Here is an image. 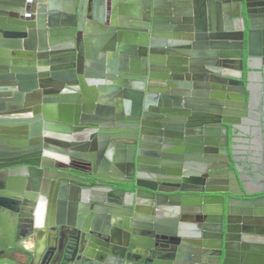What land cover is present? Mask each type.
I'll list each match as a JSON object with an SVG mask.
<instances>
[{
	"label": "water",
	"instance_id": "obj_1",
	"mask_svg": "<svg viewBox=\"0 0 264 264\" xmlns=\"http://www.w3.org/2000/svg\"><path fill=\"white\" fill-rule=\"evenodd\" d=\"M84 1L0 0V264H264V0Z\"/></svg>",
	"mask_w": 264,
	"mask_h": 264
},
{
	"label": "flooded vegetation",
	"instance_id": "obj_2",
	"mask_svg": "<svg viewBox=\"0 0 264 264\" xmlns=\"http://www.w3.org/2000/svg\"><path fill=\"white\" fill-rule=\"evenodd\" d=\"M257 9V8H256ZM256 50L253 49L252 57L250 58V65L251 69H245V72L248 73L251 77V82H249L250 85V92L245 95H236L237 98L232 97L233 95L229 92L225 93V96H223L222 101L224 102L225 106H228V111L237 110L239 115V120H241V125L243 129L238 130L235 134L236 141L242 140L243 135H246L244 133V125H247V122L245 120H248L251 118V115L253 114V117L256 119L255 123V135L252 134V139L255 140V145L257 146V149L260 150V154L257 153L255 156V160L253 161L254 165L256 164L258 167V172L261 174L264 172V58L260 55L255 54ZM228 65L229 62H227ZM237 70L240 68V60L237 64ZM261 66L263 70L259 71L257 67ZM257 73L261 74V80L258 79ZM261 81V82H260ZM247 97V100H246ZM250 97V99H249ZM232 104H236L237 107L231 106ZM229 117V116H228ZM234 151H236V156L238 157V163L243 166V158L242 155L238 154L239 152V144L233 143ZM261 182L262 180L259 179ZM160 244V243H159ZM158 244V245H159ZM160 251L162 248L160 246H157ZM187 254H181L179 253L178 256H185Z\"/></svg>",
	"mask_w": 264,
	"mask_h": 264
},
{
	"label": "crops",
	"instance_id": "obj_3",
	"mask_svg": "<svg viewBox=\"0 0 264 264\" xmlns=\"http://www.w3.org/2000/svg\"><path fill=\"white\" fill-rule=\"evenodd\" d=\"M82 8L85 10L86 14H89L92 9V3L91 0H85L82 4ZM91 28H93V25H90ZM95 28V27H94ZM89 41V49L93 50L95 54L101 55L103 52V45L100 43V41L97 39V37L92 36L88 39ZM121 62V61H120ZM258 79L261 80V74L257 73ZM261 82V81H260ZM256 119L253 117V114L251 115V118L248 120H245L247 122V125H244V133L246 135H243V139L235 141L233 143L239 144V152L238 154L242 155L243 158V169L247 172L248 180L253 183L256 181H259V179H263V175L260 174L257 170V165L251 161L255 160V156L257 153L260 154V150L257 149V146L255 145V140L252 139V134L255 135L256 130L255 129V121ZM264 169V167H263Z\"/></svg>",
	"mask_w": 264,
	"mask_h": 264
}]
</instances>
